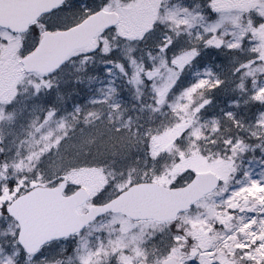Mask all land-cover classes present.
Wrapping results in <instances>:
<instances>
[{
	"label": "snow or ice",
	"instance_id": "snow-or-ice-1",
	"mask_svg": "<svg viewBox=\"0 0 264 264\" xmlns=\"http://www.w3.org/2000/svg\"><path fill=\"white\" fill-rule=\"evenodd\" d=\"M0 264H264V0H0Z\"/></svg>",
	"mask_w": 264,
	"mask_h": 264
}]
</instances>
